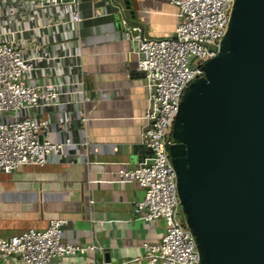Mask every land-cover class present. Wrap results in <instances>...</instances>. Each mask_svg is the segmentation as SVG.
Masks as SVG:
<instances>
[{"label": "built area", "instance_id": "obj_1", "mask_svg": "<svg viewBox=\"0 0 264 264\" xmlns=\"http://www.w3.org/2000/svg\"><path fill=\"white\" fill-rule=\"evenodd\" d=\"M169 2L178 7L179 22L174 35L166 38L146 36L144 27L117 7L147 93L141 142L147 154L135 167L120 168L117 181L137 182L144 189V198L135 202L136 218L163 219L166 224L160 241L145 242L142 256L122 264L200 262L196 237L185 224L169 146L184 92L205 75L206 62L219 53L235 0ZM55 8L59 14L52 12ZM83 20L81 0H0V173L44 166L69 149L87 157L86 105L93 95L83 69ZM67 40L73 45L68 47ZM32 109L43 113L34 115ZM76 130H82V141L75 139ZM66 223L65 218H53L45 230L29 228L0 237V263L16 258L21 264H64V256L96 248L64 241Z\"/></svg>", "mask_w": 264, "mask_h": 264}, {"label": "crops", "instance_id": "obj_2", "mask_svg": "<svg viewBox=\"0 0 264 264\" xmlns=\"http://www.w3.org/2000/svg\"><path fill=\"white\" fill-rule=\"evenodd\" d=\"M119 6L150 38L170 37L176 31L178 7L169 0H81L83 69L93 95L86 105L88 155L78 156L69 149L65 155L50 157L44 166L22 167L18 170L32 178L33 187L5 192L23 201L17 215L29 223L0 227V237L29 228L45 230L53 218H65L64 241L86 248L95 245L94 250L64 256V264H122L142 256L143 244L160 241L166 231L163 219L135 217V202L144 198V189L137 182L117 181L120 168L135 167L147 154L141 144L147 111L145 80L122 28ZM52 12L59 14L56 8ZM66 45L72 46L73 41L67 40ZM74 137L82 141V130H76ZM80 149L86 153L84 147ZM0 264L21 262L6 258Z\"/></svg>", "mask_w": 264, "mask_h": 264}, {"label": "water", "instance_id": "obj_3", "mask_svg": "<svg viewBox=\"0 0 264 264\" xmlns=\"http://www.w3.org/2000/svg\"><path fill=\"white\" fill-rule=\"evenodd\" d=\"M184 92L170 156L199 264H264V0H235Z\"/></svg>", "mask_w": 264, "mask_h": 264}, {"label": "rangeland", "instance_id": "obj_4", "mask_svg": "<svg viewBox=\"0 0 264 264\" xmlns=\"http://www.w3.org/2000/svg\"><path fill=\"white\" fill-rule=\"evenodd\" d=\"M25 176V172L19 170L11 174L0 173V227H14L20 225L19 223H29V219L17 215L22 209L23 201H16L13 198L14 195L5 193L17 187L30 190L33 187L31 186L33 180Z\"/></svg>", "mask_w": 264, "mask_h": 264}]
</instances>
